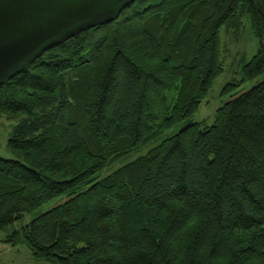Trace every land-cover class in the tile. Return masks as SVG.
<instances>
[{
  "label": "trees",
  "instance_id": "obj_1",
  "mask_svg": "<svg viewBox=\"0 0 264 264\" xmlns=\"http://www.w3.org/2000/svg\"><path fill=\"white\" fill-rule=\"evenodd\" d=\"M259 49L209 127L172 133L223 73L220 32ZM264 0H136L0 87V233L46 264H264ZM175 98L168 103L169 95ZM83 184V192L75 190ZM72 193L21 230L24 214Z\"/></svg>",
  "mask_w": 264,
  "mask_h": 264
},
{
  "label": "water",
  "instance_id": "obj_2",
  "mask_svg": "<svg viewBox=\"0 0 264 264\" xmlns=\"http://www.w3.org/2000/svg\"><path fill=\"white\" fill-rule=\"evenodd\" d=\"M136 0H0V87L46 51L111 24Z\"/></svg>",
  "mask_w": 264,
  "mask_h": 264
},
{
  "label": "rangeland",
  "instance_id": "obj_3",
  "mask_svg": "<svg viewBox=\"0 0 264 264\" xmlns=\"http://www.w3.org/2000/svg\"><path fill=\"white\" fill-rule=\"evenodd\" d=\"M221 42V61L223 66V73L214 83L210 90L208 97L204 100L195 115L185 120L181 125L166 133L163 137L156 141L151 142L146 147L139 151L131 153L120 160L118 163L111 165L104 169L98 177H104L115 169L125 165L137 157L144 155L148 150L160 144L162 140L171 135L177 133L186 126L194 123H200L202 127H209L214 122V115L218 108L224 103L230 100L231 95L223 96L221 94L223 88L228 84H237L241 82L243 78V67L248 64L255 56L259 49V42L253 36L251 31L249 20L246 16L240 19V24L235 28H223L220 32ZM264 81V73L256 77L250 82L242 84L237 91H248L253 86L258 85ZM175 92L169 95L168 103L172 104L175 98ZM16 125V122L0 119V157L6 160L13 159V156L7 150L8 140L11 138L12 129ZM90 184H83L75 190V194L86 190ZM72 195V193L66 194L49 204L33 211L32 213L24 214L21 219L12 225L13 230H21L28 223L38 218L42 214L51 210L52 208L65 203ZM6 235L5 232L0 233V264H46L43 262L35 261L27 249L26 246L20 245L17 248H12L5 245L1 240Z\"/></svg>",
  "mask_w": 264,
  "mask_h": 264
},
{
  "label": "crops",
  "instance_id": "obj_4",
  "mask_svg": "<svg viewBox=\"0 0 264 264\" xmlns=\"http://www.w3.org/2000/svg\"><path fill=\"white\" fill-rule=\"evenodd\" d=\"M13 248V247H12ZM15 248H17V247H15Z\"/></svg>",
  "mask_w": 264,
  "mask_h": 264
}]
</instances>
